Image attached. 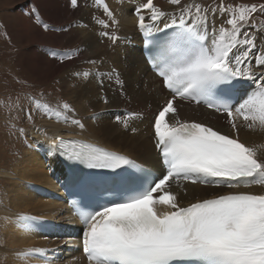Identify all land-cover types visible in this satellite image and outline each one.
<instances>
[{"label":"snow or ice","instance_id":"1","mask_svg":"<svg viewBox=\"0 0 264 264\" xmlns=\"http://www.w3.org/2000/svg\"><path fill=\"white\" fill-rule=\"evenodd\" d=\"M167 3L170 7L166 9L155 0H144L133 8L135 26L149 53L147 62L168 93L152 112L150 122L161 174L154 177L136 159L86 141L59 136L50 143L51 155L95 170L71 182L77 197L71 203L83 224L86 262L264 264V190H241L264 189V3ZM70 4L78 6L79 0H70ZM103 14L104 19L94 17L103 29L99 35L112 44L126 39L119 35L120 19L107 0H103ZM34 15L45 32L80 27L58 25L55 19L45 21L38 12ZM84 50L79 46L49 48L48 54L63 63ZM84 63L95 66L103 59ZM73 75L78 78L73 87L95 77L103 90L105 79L114 81L120 86V95L131 102L121 70L115 66ZM102 98L109 103L107 96ZM31 99L34 109L25 110L29 120L33 110L43 109L49 118L63 117L64 123L86 131L68 101L53 108L34 96ZM184 104L222 114L227 131L185 118ZM91 118L98 120L100 112H93ZM114 119L125 132L136 134L140 129L133 121H143L145 112L125 109ZM19 132L25 134L23 128ZM248 134L261 139L249 143ZM109 178L115 185L111 189L104 187ZM189 185L229 191L193 196L184 204ZM35 219L25 213H17L14 219L0 217V228L14 223L30 232ZM15 255L26 262L39 258L48 264L44 248L33 247Z\"/></svg>","mask_w":264,"mask_h":264},{"label":"bare ground","instance_id":"2","mask_svg":"<svg viewBox=\"0 0 264 264\" xmlns=\"http://www.w3.org/2000/svg\"><path fill=\"white\" fill-rule=\"evenodd\" d=\"M31 1L32 0H27L21 9V11H28V9L31 10L32 7H35L32 13H28L30 16H32L33 13L38 12L41 17L43 12V16L49 21L55 19L56 23H58L66 21L70 15L75 17L77 13L80 12V20L84 19L87 22L91 21V25H88L87 28L83 27V25L82 27H78L79 31L83 34V37L88 38V40H82L80 43L75 44L74 48L79 46L85 50L79 57L74 58V60H79L83 58L84 55L94 56L98 61L101 60V58L103 59V63L95 66L91 65L90 67H83V71H88L90 68L96 67H99L101 72L107 71L113 66L119 68L122 73L121 78L124 81V91L127 95H130L132 99L130 103L127 102L120 95V86L119 88L110 87V81L105 79L102 96H107L109 101V103L105 104L102 96H96L97 86H99L97 83L98 78H89V80H91L89 83L85 82L79 86L83 93L88 94L89 106L92 107H83V111L81 112V116H86L85 120H82V122L85 123L86 131L82 132L79 128L64 123L63 121H56L55 123H50L48 121L49 124L46 122V124H48V128L41 129V131H37L36 128L34 129L35 131L33 130L34 132L31 133L32 139L31 141L29 140L28 143L26 142V147L29 144L32 146L28 150H24V157L20 159L21 161L19 162L18 167H16L15 170L12 169L14 174L10 175V171L6 168H2L0 170L1 175L6 178L12 177L13 180L9 204L13 210L10 212L8 210V214L14 212V210H19L25 213H32L34 214L33 217L36 218L32 222V230L30 232H25L28 235H25L23 230L18 228L14 223H11V225L10 223L8 224L9 227H7L9 229L6 228L7 233H3L5 237L0 248L1 252L5 255L4 264H40L34 259L26 262L23 258H18L15 254L19 251H24L33 247H45V242L49 241V239H46L47 236L44 234V230H41L39 226V228H35V226H37V223L39 224V222L46 218V214L55 215L57 212H60L57 216L59 219H67V217L70 216L72 219L70 221L71 223H74V226L65 230L67 231V236H62L60 234L58 239L61 240V243H65L66 238L72 237L74 245L82 246V237H77L72 233V230L78 227L80 228V225L77 219L72 215V212L67 205L65 192L63 191L62 179L64 175L68 173V169L63 159L58 154H50L51 140L56 139L59 136H63L64 138L76 137L88 140L111 151L122 153L134 158L148 166L155 167L159 164L158 153H156L151 137L148 135L149 130H151L150 122L152 119L150 120V118L152 117V112H154L157 108V104L161 103L163 101V97L167 95V92L163 89L160 80L154 77V75L148 70L147 64L135 48H129L126 46V51L122 52L121 49L112 45L110 40L107 38L101 37V41L98 42L92 39L93 36L99 34V29L100 31L103 30L100 25L95 23L94 19V17L100 19L106 18L103 14V7L100 5L103 0H79V5L75 7L70 4V0H37L36 3ZM162 1L166 2L164 0H155V2L161 7L166 9L170 7L168 3L163 4ZM140 2H144V0H107L109 6L117 12L118 18L120 19L119 35L126 36L125 38L133 36L131 39H128L132 46L134 44H140V46L142 45L143 36L135 26V18L133 16L134 5ZM7 17H10L7 21L9 22V27L11 28V35L15 38V40L29 32L30 24H28V20L23 17L19 11L14 14H7ZM220 22L221 18L218 17L217 24ZM62 25H68V23L64 22ZM36 27L39 30V33L35 38V40L39 38L36 50L37 54L41 55V66H44L45 63L48 64V61H45V58L49 47L58 45L60 37L55 33L45 32L40 25ZM66 37H70L68 32L65 33L64 39ZM121 40L123 44L127 39ZM117 43L119 44V40ZM33 53L34 50L32 49L28 54L30 55ZM123 57H125V60H123ZM125 62L128 67H126ZM70 63L71 61L60 63V68L52 70L47 77H56L60 70L67 67ZM30 69L35 71V67H30ZM142 74H144L143 78L147 79L146 83L144 82L145 79H142L141 77ZM56 78L54 79L56 80ZM28 79L31 80V82L38 81L31 75H28ZM62 82L67 87H70L73 84H76V77L66 75V77L62 79ZM76 88H78V86ZM82 95L83 94L80 96ZM149 105L151 106L150 109ZM182 107L185 118L205 122L209 125H213L227 131L228 125L226 123V118L222 114L215 113L212 110H207L202 106H189L188 104H184ZM125 109L145 112V116L148 118V126L145 128L139 123V121H133V126L138 127L140 131L136 134L125 132L123 128L116 121H114L115 116L122 115V112ZM93 112H100V118L98 120H90ZM88 113L90 114L88 115ZM49 120L52 121L53 119ZM92 122H95V124ZM45 132L47 133V136H45ZM245 139L249 143H253L259 142L261 138L258 135L248 134ZM50 166L53 167L52 172L54 171L55 174L54 175L51 172V178L49 176ZM56 181L57 184L55 183ZM58 184L60 185V188ZM56 185L58 189H61V193H59L62 196L60 197L62 202L43 204L42 198L44 194L50 191H55ZM188 188L189 196L186 200L182 201L184 204L188 203L189 200H192L193 196L203 198L215 195L220 191H229L228 189L221 190L212 187H205L204 185H189ZM241 190L261 191L264 189H261L259 186H254L252 189ZM61 204L63 206L57 210ZM34 236H36V238ZM33 237L37 239L36 241L38 243L32 245L31 241V244L26 245L25 243ZM53 243L55 245L58 244L56 240H54ZM80 258L83 264H87L86 258L82 253ZM2 262H4V260ZM64 264H69V262Z\"/></svg>","mask_w":264,"mask_h":264},{"label":"rangeland","instance_id":"3","mask_svg":"<svg viewBox=\"0 0 264 264\" xmlns=\"http://www.w3.org/2000/svg\"><path fill=\"white\" fill-rule=\"evenodd\" d=\"M26 1L27 0H23V1L22 0H16V1L15 0L13 1L12 0L10 1L0 0V142H1L0 143L1 145L0 146V170L2 168H6L10 171L9 172L10 175L14 174L13 170H15L16 167H18V164L21 161L20 159L24 157V154H25L24 150H28L30 148L29 146L26 147V144L29 142V140L31 141L32 139L31 133L35 131L34 129L39 128V127H40L39 129L48 128L47 127V125L49 124L48 121L50 123H55L56 121L58 122L63 121V117H61L60 120H57L55 117L49 118V116L44 114L43 109L33 110L32 120H29L28 116L26 115L25 110L34 109V105L32 104V99H31L33 96L36 97L37 99H40L41 103H47L50 107H53V108H55L57 104L60 102L68 101L69 103L73 105L75 109L76 118H80L81 120H85V117H86V116H81L83 107H91L89 106L88 94L83 93L81 89L79 88L80 85H82L85 82L89 83L91 80L88 79L84 81L83 83H80L78 85V88H76V87H73L74 84L70 87H67L62 82V79H64L66 75H69L70 77L74 76L73 73L77 71H81L82 69H84L83 67H90L91 65L84 63V61L87 59H95V57L91 55H84V57L79 60H76V59L69 60L71 61V63L64 69L60 70V72L56 76L57 78L47 77L52 70L60 68L59 64L61 62L51 57L47 53L45 61H48V64L45 63L44 66H41V62H42L41 55L37 54V50H36L39 38L35 40V38L37 37L39 33V30L37 29L36 26H38L39 24L36 22V17L34 13L32 16L28 14V13H32L35 7L34 8L32 7L31 10L28 9V11H25V10L21 11ZM36 1L37 0H32L31 2L36 3ZM164 1L166 2L162 1V3L167 4V0H164ZM200 2L212 3L213 0H200ZM215 2L219 3L220 0H215ZM224 2L231 3V4H239V3H249L250 4V3H264V0H224ZM100 5L103 7L102 1ZM18 11L22 14L23 17H25L28 20V24H30V28L27 34L25 33V35H22L20 38H17L15 40V38H13L10 32L11 28L9 27V22L7 21L10 19V17H7V14H14V13H17ZM79 13L80 12H78L75 17L73 15H70L66 21L58 22L57 24L62 25L64 22H67L68 24H78L80 25V27H82V25L84 24H86L87 26L91 25V21L87 22L84 19L80 20L81 15ZM41 18L44 19L45 21L51 22L43 16V12H42ZM100 32L101 31L99 29V33ZM65 33L66 32L55 33L60 37V42L58 45L50 46L49 48H58L60 50L72 49L74 48L75 44L80 43L82 40H88V38L83 37V34L79 31L78 27L71 28L68 31V34L70 35V37H66L64 39ZM121 37H126V36H121ZM132 37L133 36H128V38H126L127 39L126 42H124L123 44H122V40H119V44L116 42L115 44H112V45L121 49L122 52L126 51V48H125L126 46L129 48H135L141 54L140 44H134L132 46L129 43L130 41L128 39H131ZM92 39L98 42V41H101V36L97 34L96 36H93ZM32 49L34 50V53L29 55L28 53ZM123 60H125V57H123ZM30 67H35V71H32ZM126 67H128L127 64H126ZM27 74L31 75L38 81L31 82V80L28 79ZM141 77L142 79H145L143 78L144 74H142ZM54 78H56V80ZM77 79L78 78L76 77V84H77ZM20 80L25 81L26 83H19L21 82ZM144 82L146 83L147 79H145ZM109 86L119 88V85H117L114 81H110ZM41 93H43L42 97H41ZM81 94L83 95L80 96ZM102 95H103V90H101V88L97 86L96 96L99 97ZM123 113L124 111L122 112V114ZM89 114L90 113H88V115ZM49 119H53L52 120L53 122ZM147 119H148L147 116H145V119L143 121H139V123L142 124L143 127L145 128L146 126H148ZM151 119L152 117L150 118V120ZM90 120H92V118ZM46 122L48 124H46ZM92 123L95 124V122H92ZM20 128L24 129V133L26 134L28 141L27 139H25V134H21L19 132ZM148 135L149 137H151L152 135L151 130H149ZM52 169L53 167L50 166V171H49L50 178H51ZM52 173L54 174V171ZM55 183L57 184V181ZM12 185H13L12 177L6 178L0 174V217L8 216V217L15 218L17 212L25 213L19 210H14V212H11L10 214H8L9 209H10L9 212L13 210L12 207L9 206ZM55 188H56L55 191H50L44 194L42 198L43 204H51V203L54 204V203L62 202L60 200V197H62L60 195L61 189H58L57 185L55 186ZM59 188H60V185H59ZM62 206L63 205L61 204L60 207L57 208V210H59ZM59 213L60 212H57L55 215L46 214L47 215L46 218H44L41 222H39V224L37 223V226H35V228L40 227L41 230H44L45 231L44 234L47 236L46 239H49V241L45 242V247H44V249L47 250V254H48V264H64L70 261H71V264H75V263L83 264L80 258L81 257L80 249L82 250V246L74 245V242L72 241L73 240L72 237H68L65 239V245L64 243H61V240L58 239V237H60L59 232L61 231L64 232V235L62 236H65V235L67 236V231H65L67 229L66 222H68V224L70 223L71 225L70 228L74 226L73 225L74 223H71L70 221L72 220L70 216H68L67 219H59V217H57ZM25 214L34 216V214L29 213V212L28 213L26 212ZM2 222L3 221L0 220V223ZM6 230L7 229L5 228H0V238H1L0 248L2 245L1 243H3L4 237H5L4 234L7 233ZM24 234L28 235L25 232ZM34 237L36 238V236ZM34 237L28 240L25 244L29 245L32 243V245L33 244L35 245L36 243H38L36 241L37 239H35ZM54 240H56V242L58 243L57 245L53 243ZM66 240L69 241V244L68 243L66 244ZM68 246L71 247V249H73L72 255H71V249H68L69 248ZM62 250L63 252L61 253ZM74 258H79V259H74ZM3 260L4 262H2ZM34 260L38 261L37 263L45 264V262L39 258H36ZM4 263H5V255L1 252V249H0V264H4Z\"/></svg>","mask_w":264,"mask_h":264}]
</instances>
